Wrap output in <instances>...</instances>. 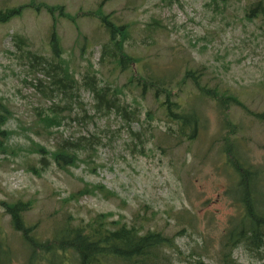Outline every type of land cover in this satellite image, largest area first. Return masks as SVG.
Wrapping results in <instances>:
<instances>
[{"label": "rangeland", "instance_id": "1", "mask_svg": "<svg viewBox=\"0 0 264 264\" xmlns=\"http://www.w3.org/2000/svg\"><path fill=\"white\" fill-rule=\"evenodd\" d=\"M256 1H230L225 6L219 3L217 9L212 0H35V4L64 7L71 17L96 10L112 14L113 24L130 26L132 39L126 43V51L147 59V71L159 74L164 70L176 82L187 69H198L202 72V85L229 91L244 107L231 106L228 115L237 128L239 153L264 172V124L251 116L264 112V25L258 19L247 21L243 14L248 4ZM29 3L30 0H0V10ZM152 19L160 21L166 30L157 32L160 34L153 36V45L147 46L143 33ZM53 32L62 49L61 58L77 79L89 64L99 70L102 80L113 79L123 85L127 78L126 74L108 73L110 66L100 64L101 46L107 42L108 34L96 18L80 16L70 22L60 17L58 11L50 14L26 8L20 16L0 24V97L13 115L5 128L17 132L8 144L20 149L15 156H0V201L32 200L34 207L25 214V220L38 223L36 234L43 240L51 237L54 224L67 217L66 212L73 223L108 212L113 213L114 220L121 217L129 223L140 211L150 218L152 230L175 237L173 243L181 254L164 251L173 264H226L221 258L225 235L230 220L238 219L240 210L230 197L231 185L222 169L219 150L221 134L225 133L223 117L214 103L194 96L186 98L189 105L199 109L203 119L201 132L193 142L166 139L163 124L152 122L154 136L147 134V156L126 147L131 140L114 115L82 121L84 112L77 105L73 106L72 120H65L58 133L51 137L37 134V110L47 108L50 99L43 97V88L37 91L35 86L41 81L47 87L51 80L45 72L47 67L32 71L25 56L29 51L51 60ZM14 35L28 41L22 51L15 47ZM126 95V102L130 103L138 93ZM79 100L86 115H93L91 94L81 90ZM138 100L143 110L140 121L132 125L135 132L144 122L145 111L156 110L150 96L145 101ZM52 101L58 102L60 97ZM106 129L114 136L106 137L92 163L70 169L72 175L57 170L53 164L41 177L27 171L28 165L35 166L39 159V155L31 153L32 143L53 150L61 141L88 137ZM108 137H112L109 142ZM93 168L95 172L91 171ZM78 178L105 186L118 199L86 196L78 203L63 205L64 198L81 188ZM258 187L263 188L264 184ZM0 237L11 249V264H27V249L21 245L19 235L11 231L9 217L1 207ZM245 249L230 248L232 263L228 264H259L252 252ZM69 259L68 264H76L75 256Z\"/></svg>", "mask_w": 264, "mask_h": 264}, {"label": "trees", "instance_id": "2", "mask_svg": "<svg viewBox=\"0 0 264 264\" xmlns=\"http://www.w3.org/2000/svg\"><path fill=\"white\" fill-rule=\"evenodd\" d=\"M230 1L238 0H212V3L217 9L219 3L225 6ZM26 8L35 9L37 12L46 10L50 14L58 11L60 17L70 22H75L80 16L98 19L108 34L107 42L101 46L100 64L110 66L108 73L127 75L125 83L118 85L113 79L110 81L100 79L99 70L89 64L83 76L77 79L61 58L62 49L53 32V40L50 43L51 60L29 51L26 52L27 56L24 55L30 62L32 71H41L47 67L45 72L51 80L47 87H44L41 81L35 86L37 91H42L43 88V97L50 99L47 108L37 110V119L34 123L35 126H40V132L37 134L51 137L58 133L57 130L64 125L65 120H72L70 116L73 106L77 105L84 112L82 121L114 115L120 120L122 129L126 130L131 140L126 147L131 152L147 156L145 152L147 134L150 138L154 136L152 122L158 121L163 124L165 128L163 136L166 139L193 142L201 132L203 119L199 109L189 105L185 100L194 96L202 101L213 102L218 114L223 117L222 131L225 134H221L222 144L219 150L222 169L228 175L227 180L231 185L229 191L240 193L239 198L236 197L235 200V194L231 195L240 214L235 229L230 231L229 237L233 240H229L231 242L229 249L239 247V241L245 240V245L241 244V247L247 248L255 255H264V187H258L259 184H264V180L261 179L264 172L239 153L235 139L237 128L228 118L231 106L244 109L238 99L218 86L202 85L200 82L202 72L198 69H187L176 82L173 81L175 77L166 76L164 70L159 74L147 71L146 67L149 66L147 59L126 51L125 45L132 39L130 26L113 24L112 14L105 15L96 10L80 12L71 17L65 13L64 7L35 4V0H30L28 5L0 10V24L20 16ZM243 12L247 21L258 19L264 25V0L248 4ZM144 30L145 43L151 46L154 42L153 36L160 34L157 32L166 30V27L160 21L152 19ZM13 41L18 51H22V47L28 45V41L20 35H14ZM81 90L88 91L92 96L93 115L91 116L86 115L84 104L79 100ZM133 91L137 92L138 96H132L130 103L126 102V92L133 93ZM147 96L152 98L156 110L145 111L144 122H141L140 130L135 132L132 130V125L140 121L143 110L138 98L145 101ZM54 97H60V101L53 102ZM251 116L264 124V112ZM12 117V113L4 103V98L0 97V156H15L16 151L20 150L8 144L10 137L17 134L5 128ZM109 134L114 136L113 132L106 129L92 133L88 137L61 141L53 150L32 143L31 153L39 155V159L36 160L35 166L28 165L27 171L41 177L53 164L57 170L72 175L70 169L93 162L92 159L96 157L99 148L104 146V140ZM112 137H108V142ZM81 153L85 154L84 158L80 157ZM91 171L95 172V168ZM78 180L82 184L81 188L64 198L63 205L78 203L86 196L99 195L105 200L118 199L114 192L101 184L86 183L82 178ZM252 190H257V194L251 193ZM0 207L9 217L11 231L19 235L21 245L27 249V264L52 262V264H68L69 257L72 256L76 257V264H173L164 251L168 249L181 254L173 243L175 237H167L161 231L152 230L149 225L150 218L145 214L142 215L140 211L133 215L129 223L124 222L121 217L114 220L111 212L98 213L87 220L79 219L78 222L73 223L74 219L66 212L67 217L54 224L51 237L43 240L36 234L38 223L30 224L25 220V214L34 207L32 200L0 201ZM237 233H243V238ZM1 240L2 237H0V264H11V249L5 240L4 243ZM230 254L231 251H228L223 263H232ZM197 264L200 262L198 261Z\"/></svg>", "mask_w": 264, "mask_h": 264}, {"label": "flooded vegetation", "instance_id": "3", "mask_svg": "<svg viewBox=\"0 0 264 264\" xmlns=\"http://www.w3.org/2000/svg\"><path fill=\"white\" fill-rule=\"evenodd\" d=\"M230 192V197H232L231 195L232 194H235V196H234V200H235V198L237 197V199L239 198V196H240V193H233L232 191H229ZM251 193H253V194H257V190H252L251 191ZM232 199V198H231ZM234 200H232L233 202H235ZM235 206V208H236V206L237 205H234ZM263 210H264V207H263ZM237 220L238 219H236V218H234V219H231L230 220V222H229V229H228V231H227V234L225 235V241H224V243H223V252H222V254H221V258H222V261H224L225 260V257H226V254H227V251H228V247H229V245L231 244V242L230 241H232L233 240V238L232 237H229V236H231V233H230V231H232V230H234L235 229V227H236V224H237ZM236 232H237V230H236ZM238 234V233H237ZM239 236H240V238H243V233H239L238 234ZM230 240V241H229ZM241 244H244L245 245V240L243 241V242H240L239 241V244L238 245H241ZM246 251L248 250L247 248L245 249ZM231 257H232V252H231ZM251 255V254H250ZM252 256L255 258V260L259 263V264H264V255H255V254H253L252 253Z\"/></svg>", "mask_w": 264, "mask_h": 264}]
</instances>
